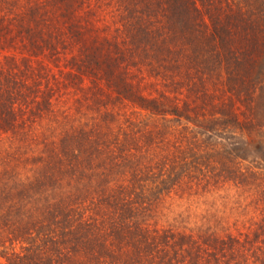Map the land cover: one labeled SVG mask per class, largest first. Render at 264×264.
I'll list each match as a JSON object with an SVG mask.
<instances>
[{"label": "rangeland", "instance_id": "obj_1", "mask_svg": "<svg viewBox=\"0 0 264 264\" xmlns=\"http://www.w3.org/2000/svg\"><path fill=\"white\" fill-rule=\"evenodd\" d=\"M126 14L0 0V255L49 234L97 264H264V88Z\"/></svg>", "mask_w": 264, "mask_h": 264}, {"label": "trees", "instance_id": "obj_2", "mask_svg": "<svg viewBox=\"0 0 264 264\" xmlns=\"http://www.w3.org/2000/svg\"><path fill=\"white\" fill-rule=\"evenodd\" d=\"M122 2L125 14L127 13L123 28L127 32L134 28L135 31L142 33L143 23L147 21L154 23L157 31V25L160 23L158 28L162 33L158 31L156 40L173 41L177 36L183 38L189 34L188 41L192 40L206 48L208 57L204 54V61L207 71L218 65L220 70L223 69L226 73L224 80L230 85L233 75L236 72L240 73L246 80L243 84L247 87L248 96L252 101H255L256 91L263 90L264 41H260L258 32H264V0H122ZM136 5L142 7L141 11L131 8ZM160 6L163 10L162 14L158 15ZM133 35L136 36L135 32ZM160 54L161 57H157L158 61L172 55L169 46L164 42ZM157 108L158 106H153L152 109ZM49 230L51 226H48L47 231ZM43 237L44 239H40L39 236L38 240L35 237L31 238L29 245L21 246L19 252L14 250L6 256L0 255L6 262L0 264H97L100 261L101 245L88 244V247L84 246L78 251L72 248V245L60 246V242L49 234ZM46 237L49 239H45Z\"/></svg>", "mask_w": 264, "mask_h": 264}]
</instances>
